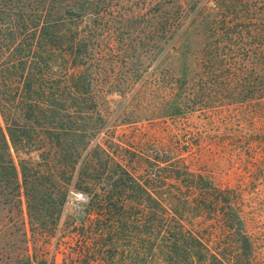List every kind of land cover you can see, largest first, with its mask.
Returning a JSON list of instances; mask_svg holds the SVG:
<instances>
[{
	"label": "trees",
	"instance_id": "1",
	"mask_svg": "<svg viewBox=\"0 0 264 264\" xmlns=\"http://www.w3.org/2000/svg\"><path fill=\"white\" fill-rule=\"evenodd\" d=\"M261 99L264 0H0V264H264L240 189L116 136Z\"/></svg>",
	"mask_w": 264,
	"mask_h": 264
},
{
	"label": "rangeland",
	"instance_id": "2",
	"mask_svg": "<svg viewBox=\"0 0 264 264\" xmlns=\"http://www.w3.org/2000/svg\"><path fill=\"white\" fill-rule=\"evenodd\" d=\"M122 101L119 95L108 96L102 106L109 115L122 108ZM156 117L119 122L123 125L116 124V136L145 150L155 147L180 157L191 171L220 188L240 189L245 202L261 211L259 223L249 222V230L264 233V99L218 101L211 110ZM79 200V195H72L66 215L78 213ZM62 250L53 252L47 264H65Z\"/></svg>",
	"mask_w": 264,
	"mask_h": 264
}]
</instances>
